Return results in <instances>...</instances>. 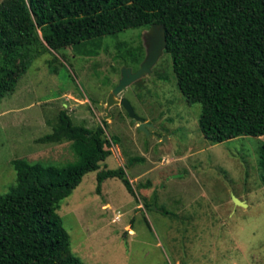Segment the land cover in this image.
I'll return each mask as SVG.
<instances>
[{
	"label": "rangeland",
	"instance_id": "1",
	"mask_svg": "<svg viewBox=\"0 0 264 264\" xmlns=\"http://www.w3.org/2000/svg\"><path fill=\"white\" fill-rule=\"evenodd\" d=\"M148 29L49 49L32 62L15 91L0 100V194L16 183L13 159L55 166L77 161L69 140L39 141L66 109L75 123L103 125L108 138L118 137L101 169L125 167L136 191L108 178L98 193L92 171L61 202L72 251L84 264H264V135L206 139L202 106L186 102L165 52L152 73L119 94L150 124L149 133L119 104L104 118L123 67L135 70L146 55ZM135 157L142 159L130 164ZM233 194L248 205L235 204Z\"/></svg>",
	"mask_w": 264,
	"mask_h": 264
},
{
	"label": "trees",
	"instance_id": "2",
	"mask_svg": "<svg viewBox=\"0 0 264 264\" xmlns=\"http://www.w3.org/2000/svg\"><path fill=\"white\" fill-rule=\"evenodd\" d=\"M152 24L165 25V53L186 102L202 106L199 125L206 139L264 135V0H3L0 100L49 49ZM62 140L71 142L76 162L12 160L16 183L0 194V264H84L72 251L58 209L87 173L97 171L98 193L105 180L119 178L136 196L125 167L101 169L118 142L103 125L77 124L61 110L52 132L39 141ZM259 165L264 186V143Z\"/></svg>",
	"mask_w": 264,
	"mask_h": 264
},
{
	"label": "water",
	"instance_id": "3",
	"mask_svg": "<svg viewBox=\"0 0 264 264\" xmlns=\"http://www.w3.org/2000/svg\"><path fill=\"white\" fill-rule=\"evenodd\" d=\"M144 44L146 47V55L139 65L137 70L133 67L124 66L121 72V78L113 90L109 93L104 108L105 119L112 116L111 108L114 105H121L129 114V116L138 124L139 129L149 133L148 126L150 125L144 118L140 117L134 110L132 104L125 96H119L121 92L126 90L128 86L133 84L140 78L153 72L154 66L159 61L160 57L164 54L167 48L166 28L164 24H152L147 30ZM235 204L247 206L248 204L233 194Z\"/></svg>",
	"mask_w": 264,
	"mask_h": 264
},
{
	"label": "flooded vegetation",
	"instance_id": "4",
	"mask_svg": "<svg viewBox=\"0 0 264 264\" xmlns=\"http://www.w3.org/2000/svg\"><path fill=\"white\" fill-rule=\"evenodd\" d=\"M138 68H139V67H137L135 70H137ZM133 70H134V69H133ZM135 70H134V71H135Z\"/></svg>",
	"mask_w": 264,
	"mask_h": 264
}]
</instances>
